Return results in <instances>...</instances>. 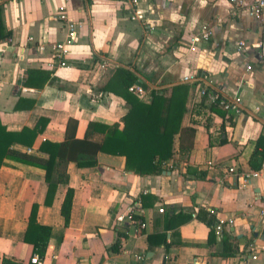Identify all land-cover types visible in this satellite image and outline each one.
<instances>
[{
	"label": "crops",
	"instance_id": "obj_1",
	"mask_svg": "<svg viewBox=\"0 0 264 264\" xmlns=\"http://www.w3.org/2000/svg\"><path fill=\"white\" fill-rule=\"evenodd\" d=\"M128 6L125 0H0V122L6 129L32 127L47 117L30 148L47 156L38 149L40 142L62 140L70 117L77 120L79 138L89 121L122 127L129 103L118 93L117 67L135 73L143 92L133 93L145 102L153 89L169 93L184 74L205 71L209 86L226 98L240 96L241 110L226 111L188 82L175 153L163 170L137 173L126 167L124 155L100 150L95 164L67 162L68 182L57 184L50 202L42 167L5 158L0 264L2 257L34 264L33 244L24 239L33 203L37 221L51 227L39 255L43 264H264V176L244 179L264 160V56L256 46L263 38L264 12L255 18L229 0H138L144 23L130 18ZM60 7L83 23L68 65L57 64L51 50L52 42L66 35ZM202 27L211 30L210 38L190 50V36ZM238 40L246 42L244 49L237 48ZM29 68L49 76L43 83L40 75L26 79ZM89 134L95 141L104 137L100 130ZM178 145L189 152L182 155ZM68 186L73 197L65 224L61 204ZM131 207L143 217V226L129 218ZM201 209L224 221L220 233L213 227L209 234L210 225L196 216ZM169 211L191 217L179 221L180 216L165 228ZM123 225L127 234L119 249H109ZM160 231L165 243L150 244L148 235ZM225 236L235 238L238 252L217 253Z\"/></svg>",
	"mask_w": 264,
	"mask_h": 264
},
{
	"label": "trees",
	"instance_id": "obj_2",
	"mask_svg": "<svg viewBox=\"0 0 264 264\" xmlns=\"http://www.w3.org/2000/svg\"><path fill=\"white\" fill-rule=\"evenodd\" d=\"M115 71L122 73L119 82L121 87L118 93L129 103V108L122 117V127H119L117 122L108 124L89 121L85 136L79 138L75 136L77 120L70 117L66 123V132L62 140L43 139L40 142L38 149L47 153V156H42L28 149L23 150L15 147L13 144L20 143L31 148L37 134L47 124V117L40 116L34 126H23L18 130L6 129L0 122V165L5 161V158H11L42 167L45 170V179L48 183L46 202L51 201L58 183L68 182L69 175L66 167L69 160H73L81 166L95 164L97 152L100 150L124 155L126 167L137 173H155L163 170L164 163L175 153L174 145L179 132L189 83L186 81L175 83L171 86L169 93H165L161 89H153L150 102H145L129 90V86L137 80L135 73L123 67H117ZM32 75H40L43 83L49 73L42 69L29 68L26 79ZM199 103L200 101H197L196 105L198 106ZM219 112L223 113L221 110ZM92 130L104 132L103 139L101 141L91 139L89 133ZM221 140L225 139L221 138ZM178 151L182 155H186L189 149L178 145ZM72 197L73 188L68 186L61 204V213L64 216L65 224H68L69 221ZM130 215L135 220H143V217L136 212H131ZM180 216L181 219H178ZM196 216L210 225L209 234L212 235L213 227L218 221L215 216L210 211L203 209L199 210ZM190 217V214L169 211L165 228L172 227L177 219L179 221L187 220ZM50 232V226L37 221L36 203H33L24 239L33 244L34 252L43 255ZM126 234L127 225L118 228L117 238L109 244L108 248L117 251L121 238ZM165 237V232L161 231L148 235L150 244L157 241L165 243ZM233 238L225 236L222 248L217 253L227 256L238 252L237 244ZM2 264H21V262L2 257Z\"/></svg>",
	"mask_w": 264,
	"mask_h": 264
},
{
	"label": "built area",
	"instance_id": "obj_3",
	"mask_svg": "<svg viewBox=\"0 0 264 264\" xmlns=\"http://www.w3.org/2000/svg\"><path fill=\"white\" fill-rule=\"evenodd\" d=\"M233 7L235 9H242L245 10L249 15L255 17V18H261L264 12V0H229ZM129 4L130 8V18L132 19H140L144 23L148 22L147 19L140 15L139 13V6H138V0H125ZM61 11L59 12V17L64 21L65 27H66V35L61 40L53 41L51 44V50L54 54V58L59 65H68V62H66V57L71 51V46L76 40L78 29L82 28L83 23L81 21H75L67 16V14L64 12L63 7H60ZM211 36V30L208 27H202L201 30L193 33L190 36L189 41V49L193 50L195 49L196 43L201 40H207ZM32 37L30 36L29 39ZM246 46V42L244 40H238L237 41V48L238 49H244ZM257 50L259 51L261 56H264V40L261 39L257 43ZM39 49H44L45 45L43 43L38 44ZM251 65H247V69H250ZM208 75L205 71H199V72H191L184 74L181 79L186 82L190 83H196L199 85V92L202 95H206L207 99L216 104L217 106H220L224 108L226 111H233L239 112L241 110V98L240 96H235L232 98H226L224 95L221 94L219 89L209 86L207 81ZM129 90H131L134 93L141 94L143 92V89L138 84H131L129 86ZM30 150V148H28ZM235 167L230 166L229 171H234ZM255 175H263L264 176V160L261 161L259 168L251 169L248 173L245 174L244 179L247 180L251 176ZM159 211H163V208L160 207ZM131 212H135V209L131 207L128 211V216L133 220L134 222H137L138 225L141 227L144 225V222L142 220H135L131 217ZM260 214L264 216V208L261 209ZM120 217V216H119ZM117 217L118 220L120 218ZM223 222L221 220H218L215 223L214 229L217 233H220L222 230ZM229 223L233 222L232 218L228 219ZM260 249L264 251V243L261 244ZM254 258L257 257V254L252 255ZM139 257H141L139 255ZM30 261L34 264H43V259L39 256L37 252H33Z\"/></svg>",
	"mask_w": 264,
	"mask_h": 264
},
{
	"label": "water",
	"instance_id": "obj_4",
	"mask_svg": "<svg viewBox=\"0 0 264 264\" xmlns=\"http://www.w3.org/2000/svg\"><path fill=\"white\" fill-rule=\"evenodd\" d=\"M262 37H263L262 39L264 40V33L262 34ZM255 235H257V232L255 233Z\"/></svg>",
	"mask_w": 264,
	"mask_h": 264
}]
</instances>
